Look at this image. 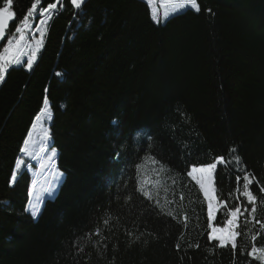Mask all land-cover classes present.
Masks as SVG:
<instances>
[{
    "label": "trees",
    "instance_id": "1",
    "mask_svg": "<svg viewBox=\"0 0 264 264\" xmlns=\"http://www.w3.org/2000/svg\"><path fill=\"white\" fill-rule=\"evenodd\" d=\"M35 2L14 0L5 47ZM198 2L199 13L159 22L143 0H86L79 13L62 0L51 17L29 18L26 40L42 41L32 68L19 57L0 82V264H261L248 252L264 246V230L247 213L235 255L208 240L206 200L186 173L227 161L214 173L215 226L228 209L252 207L236 177L253 174L264 221V0ZM45 97L62 180L33 218L31 177L16 163ZM161 164L171 171H155ZM98 227L106 239L93 247L100 238L86 234Z\"/></svg>",
    "mask_w": 264,
    "mask_h": 264
},
{
    "label": "snow or ice",
    "instance_id": "2",
    "mask_svg": "<svg viewBox=\"0 0 264 264\" xmlns=\"http://www.w3.org/2000/svg\"><path fill=\"white\" fill-rule=\"evenodd\" d=\"M174 3V12L173 14L166 17V19L175 18V15L179 14H186L187 11L191 10L195 13H199L201 8L198 0H172ZM71 6L77 10V12H82L83 8L82 6L86 3V0H70ZM41 4V0H36L35 3L31 5L32 11H29L27 15L23 17L22 25L17 27L16 25H12L15 33L20 34L24 30V25L27 24L30 17L33 16L34 12L38 16H45V14L48 15V17H51L54 14V10L57 9V5L60 4L61 8L63 7L62 0H56V2H51V0H43V4H41V7L37 9V5ZM46 4V7L43 5ZM14 7V0H4L3 6L0 7V40H3L6 34V31L9 28L10 22L15 19V13L13 11ZM210 11V10H209ZM155 20L156 18L153 17ZM159 22V21H157ZM41 23H44L43 20H41ZM7 34L9 36H12V32L8 31ZM23 40V36H20L19 40H16L15 37L12 39L7 40V46L0 44V47H3V54H0V82H3L5 79V74L8 71V66L11 64L13 59H16L15 56L10 55V53H13L14 51V44H15V51H18L20 47V41ZM41 42H37V46L35 51L31 52V57L27 61V67L29 69L32 68L34 58L39 51ZM16 63L19 65L21 63L20 60L16 59ZM56 75H62L61 73H57ZM44 109L47 110L49 108V100L47 97L43 100ZM39 120V117H37ZM114 125H118L117 121L112 122ZM34 126V125H33ZM31 132L28 134L29 139H25L23 144L24 146L21 148V151L28 155H33V153L30 151L29 143L31 139ZM47 135V134H46ZM232 153L236 152L235 148L231 149ZM55 155V149H53V156ZM117 157H119V153H117ZM51 159V158H50ZM234 160L237 164L241 163V159L239 156H235ZM154 163H158L155 159L153 160ZM219 163H227V161L224 159V157H220L218 160ZM23 161L18 160L16 163L17 170L20 169L21 164ZM137 172H140L141 165H137ZM217 169V162H212L207 164L206 166H191V169L187 171V176L191 177L193 181H195L196 185L199 186V190L203 193L204 199L207 201V213L209 217V227L212 228L211 233L208 236V240H215L218 241V243L214 247L219 248H228L231 247L233 254L235 255V251L238 247L237 239L241 235L240 232L236 231V228L239 227L238 221L241 216H244L245 213L248 215L245 216V221L249 220H255L256 223L259 224V227L261 230H264V221L256 220L255 213L257 212V195L254 194L253 190L250 189V185L253 184V182L259 184L260 182L256 180L255 176L251 173H245L242 178L240 176L236 177L237 184H240L241 179L243 180L242 184V191L240 194L244 197H246L247 204L252 205L251 208H248L247 205L243 207V211L240 205H237L233 208L228 209V219L222 220L221 222L226 224V227H212L211 220L215 216L216 212L218 211V205L217 201L219 199V195L217 193L216 186L214 185V173ZM165 170L171 171L170 169L166 168V165L161 164L159 169H155V171L164 172ZM223 170H221L222 172ZM12 180H17V173H13ZM158 181L153 184V187H157ZM173 183H175V180H173ZM137 191L141 193L142 196H144L148 200H153V193L148 190L147 187H145V181L143 179H138L137 181ZM240 189H238L239 191ZM167 191V189H165ZM259 191L261 193H264V186L260 187ZM49 194L51 195V190H49ZM129 199H131L129 197ZM184 196L181 194L180 200H183ZM174 201H168L166 200V203H172ZM155 204L157 207L161 208V211H164L163 206L160 204L159 200H155ZM226 206V205H225ZM166 215L172 216L173 219H177V216L172 211H167L165 213ZM31 215L33 218H35L38 215V210L33 209L31 212ZM110 219V218H109ZM109 219H105L103 223L107 225L109 223ZM184 219H187V216L185 215ZM187 225L185 224V227ZM88 238L90 239L91 236L99 237L100 239L93 241V247H98L100 244H102L103 240L106 239L102 235L101 229L98 227L93 233L86 234ZM129 235L132 236L133 234L129 232ZM258 235V234H257ZM257 235L252 236V240L255 241L257 239ZM140 237L136 236L135 240L139 241ZM182 239V236H181ZM104 248H107V245H103ZM177 249H180V244L178 243L176 245ZM189 247H199V245H189ZM78 251H83V246H78ZM211 252L212 249H209ZM248 255L258 261H261V264H264V246H253L251 250L248 252Z\"/></svg>",
    "mask_w": 264,
    "mask_h": 264
},
{
    "label": "rangeland",
    "instance_id": "3",
    "mask_svg": "<svg viewBox=\"0 0 264 264\" xmlns=\"http://www.w3.org/2000/svg\"><path fill=\"white\" fill-rule=\"evenodd\" d=\"M143 1H145L148 4L152 16L156 18L155 21H163L166 19V17L173 14L174 12V5L168 7H161L162 9L158 8L160 5V1H164V0H143ZM166 1H171V0H166ZM30 29L31 28L29 27V29L27 28L22 33L17 35L16 40H19L21 35L23 36V40L20 41V47L18 51H15V44H14V51L13 53H10V55L15 56L16 59L21 57L19 58L21 60L23 56H25V58L28 59V57L29 58L31 57V52L35 51L36 49L37 38H33V40L30 39L26 40V33L30 31ZM30 32L32 33V31ZM16 59H13L12 62L16 61ZM37 117H39V120L37 118L35 119L33 123L34 126L32 125V128L30 130L32 135L29 143V148L30 151L33 153V155H28L25 154L24 152H21V158L19 159L20 161H23L20 168L26 169L31 177L29 202L27 204V209L30 212V214L34 208L37 209L38 212L40 211L43 201L47 198H51L56 193V190L62 180V174L56 169V164H55L56 152L55 155L53 156V150L49 148L51 142L48 137L47 128L51 118L50 111L48 109L47 110L43 109ZM27 139H29V136ZM215 162L218 163V161ZM197 166L199 167L206 165H197ZM49 190H51V195L49 194ZM213 220L214 217L211 220L212 227L227 226L226 224L224 226H215L213 224ZM211 231L212 228L209 227V234L211 233Z\"/></svg>",
    "mask_w": 264,
    "mask_h": 264
},
{
    "label": "water",
    "instance_id": "4",
    "mask_svg": "<svg viewBox=\"0 0 264 264\" xmlns=\"http://www.w3.org/2000/svg\"><path fill=\"white\" fill-rule=\"evenodd\" d=\"M11 23H12V21L10 22V25H11ZM10 25H9V27H10ZM9 29V28H8ZM8 31V30H7ZM7 31H6V33H7ZM6 42V34H5V37H4V39L3 40H0V44H4Z\"/></svg>",
    "mask_w": 264,
    "mask_h": 264
},
{
    "label": "crops",
    "instance_id": "5",
    "mask_svg": "<svg viewBox=\"0 0 264 264\" xmlns=\"http://www.w3.org/2000/svg\"><path fill=\"white\" fill-rule=\"evenodd\" d=\"M164 1H165V2H171L172 0H171V1H166V0H164Z\"/></svg>",
    "mask_w": 264,
    "mask_h": 264
}]
</instances>
